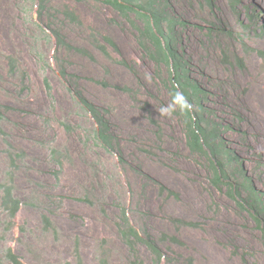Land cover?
Returning a JSON list of instances; mask_svg holds the SVG:
<instances>
[{"label":"rangeland","instance_id":"1","mask_svg":"<svg viewBox=\"0 0 264 264\" xmlns=\"http://www.w3.org/2000/svg\"><path fill=\"white\" fill-rule=\"evenodd\" d=\"M171 1L188 23L183 33L195 76L264 191V122L254 105L264 97V33L250 25L254 14L264 25V0L242 1L239 13L233 0ZM40 3L0 0V105L10 109L0 113V183L12 179L22 201L15 223L0 187V264H12L9 249L24 264H155L145 245L132 249L122 236L123 208L158 241L162 264H264L257 221L213 185L178 112L159 116L170 99V73L145 52L137 28L104 0H50L43 14ZM68 9L79 21L67 18ZM56 29L93 57L61 46ZM103 36L118 45L111 57L96 47ZM63 70L75 76V92L108 112L124 160L99 142ZM11 146L22 154L14 167Z\"/></svg>","mask_w":264,"mask_h":264},{"label":"trees","instance_id":"2","mask_svg":"<svg viewBox=\"0 0 264 264\" xmlns=\"http://www.w3.org/2000/svg\"><path fill=\"white\" fill-rule=\"evenodd\" d=\"M242 1L244 0H233L235 12L239 13L238 5ZM104 2L137 28L140 43L150 58L157 64L168 67L170 92L179 88L193 105L191 112L183 114L178 112L190 151L208 161L213 185L221 190L227 189L228 195L237 205L254 217L264 234V191L258 187L242 156L230 145V141L227 139L229 127L221 121L216 109L210 104L211 91L195 76L193 61L187 53L183 33L188 23L176 14L171 0H104ZM49 3L50 0H41V14L48 10ZM208 3L214 6L213 0H208ZM65 15L73 22L79 21L77 14L70 9L65 12ZM135 19H138L142 26L138 27ZM251 19L252 24L250 25L254 24L257 31L264 33V25H261L255 14L251 16ZM247 27L250 28L249 25ZM54 33L61 46L68 50H75L87 57H93L89 50L76 48L69 44L60 30L56 29ZM95 43L96 47L107 57H111V48L118 49L117 43L107 36L95 37ZM259 55L264 58L263 51H260ZM16 63L17 61L12 59L14 68ZM62 76L70 82L71 91L95 121V134L99 142L107 151L120 153V143L114 134L108 112L87 99L79 90L75 92L76 85L71 81L74 79V75L63 70ZM48 87L51 89L49 82ZM124 90L130 92L127 88ZM4 108L0 105V113ZM5 109L10 110L9 108ZM54 154L57 155V151H54ZM8 155L13 167L22 157V154L13 151V146H11ZM120 158L124 160L122 153H120ZM0 187L3 189L2 206L15 222L20 215L22 201L15 195L14 181L10 179L0 183ZM162 189L166 190L164 186ZM170 193L174 195L173 191ZM45 220L48 226L51 225L48 218ZM178 223L194 228L201 226L199 223L184 221H178ZM120 231L132 249L136 248L138 244L145 245L152 253L155 264H162L166 259L158 241L151 234H144L133 225L126 208L122 209ZM164 238L181 244L177 237L166 235ZM7 255L12 264H24L13 249H9ZM139 261L135 264H140Z\"/></svg>","mask_w":264,"mask_h":264},{"label":"clouds","instance_id":"3","mask_svg":"<svg viewBox=\"0 0 264 264\" xmlns=\"http://www.w3.org/2000/svg\"><path fill=\"white\" fill-rule=\"evenodd\" d=\"M193 105L190 103L184 92L177 88L170 94V99L166 105L159 107L158 113L161 117H172L175 113L191 112Z\"/></svg>","mask_w":264,"mask_h":264},{"label":"bare ground","instance_id":"4","mask_svg":"<svg viewBox=\"0 0 264 264\" xmlns=\"http://www.w3.org/2000/svg\"><path fill=\"white\" fill-rule=\"evenodd\" d=\"M260 95H258L257 98L255 99L254 105H255V111L257 112V115L259 116L261 121L264 122V97Z\"/></svg>","mask_w":264,"mask_h":264}]
</instances>
